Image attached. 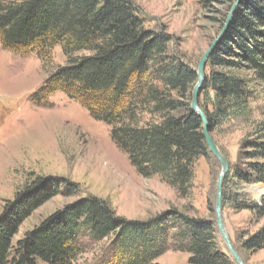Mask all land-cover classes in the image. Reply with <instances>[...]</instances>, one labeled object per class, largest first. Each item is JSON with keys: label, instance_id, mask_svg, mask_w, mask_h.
Wrapping results in <instances>:
<instances>
[{"label": "trees", "instance_id": "16d2710c", "mask_svg": "<svg viewBox=\"0 0 264 264\" xmlns=\"http://www.w3.org/2000/svg\"><path fill=\"white\" fill-rule=\"evenodd\" d=\"M171 41L167 32L146 28L130 0H0L4 49L45 59L61 45L67 59L46 77L33 103L47 106L49 96L62 93L110 126L112 141L139 175L157 176L187 197L194 162L208 149L201 119L189 106L195 68L169 53ZM207 65L211 70L201 92L208 89L213 98L199 104L211 133L219 120L247 113L249 80L237 72H251L264 83V0H241ZM247 145L248 172L239 176L245 183H264V138ZM77 188L63 177L38 175L5 201L0 264H79L88 243L101 242L105 245L95 258L81 264H155L169 250L187 253L190 264H235L219 247L211 219L176 208L127 219L93 195L63 205L12 244L33 211L59 194L74 195ZM235 206L264 215V204ZM261 249L264 225L242 244L245 251Z\"/></svg>", "mask_w": 264, "mask_h": 264}, {"label": "rangeland", "instance_id": "374dc122", "mask_svg": "<svg viewBox=\"0 0 264 264\" xmlns=\"http://www.w3.org/2000/svg\"><path fill=\"white\" fill-rule=\"evenodd\" d=\"M130 1L146 28L163 30L172 36L169 53L182 57L185 64L195 69L202 54L220 35L230 11L227 12L228 5L235 2ZM66 60L61 45L53 46L44 59L35 52L14 53L0 43V211L5 201L11 200L35 176L63 177L78 185L74 195L59 194L33 211L21 224L12 244L16 245L27 231L63 205L86 195L106 200L118 215L127 219L144 220L176 208L215 223L221 165L211 152L194 162L190 193L180 197L157 176L139 175L112 141L110 126L94 120L78 103L62 93L49 96L47 106L33 103L32 96L46 77L56 67L65 65ZM210 70L207 65L206 75ZM237 73L249 80L247 113L219 120L211 132L229 164L223 181L222 216L227 234L235 250L242 252L246 264H264V249L242 250L244 241L264 225V215L258 217L235 206L241 202L264 204V183H245L239 176L248 172L245 165L250 161L247 152L251 149L247 143L264 138V83L254 79L251 72ZM207 97L213 98V93L205 89L200 95L201 105ZM217 236L219 247L226 252L218 231ZM88 244L91 247L79 255V264L91 262L105 245ZM188 258L187 253L169 250L155 264H190Z\"/></svg>", "mask_w": 264, "mask_h": 264}, {"label": "water", "instance_id": "95a60500", "mask_svg": "<svg viewBox=\"0 0 264 264\" xmlns=\"http://www.w3.org/2000/svg\"><path fill=\"white\" fill-rule=\"evenodd\" d=\"M241 0H235L234 4L231 6L230 11L227 15L225 24L223 26V29L221 30L220 35L215 39L208 49L202 54V56L199 59L198 65L195 69L197 80L193 86L192 92H191V98L189 102L190 109L196 113L202 122V132L204 136V141L207 146V149L209 152L213 154V156L219 161L221 165V171L219 173L218 181H217V187H216V200H215V207H214V214H215V224L217 227V231L219 234V237L221 239V242L223 243L226 254L232 259V261L235 264H245L242 258L239 256L237 251L235 250L231 239L229 238L227 231L225 229L223 216H222V190H223V181L228 173L229 170V164L227 160L224 158V156L220 153L218 148L216 147L211 133L209 132V125L207 121V117L203 110L200 107L199 100L202 90V85L205 80L206 76V66L208 63V58L213 54L217 44L221 40L223 34L226 32L231 20L233 13L235 10L239 7Z\"/></svg>", "mask_w": 264, "mask_h": 264}]
</instances>
